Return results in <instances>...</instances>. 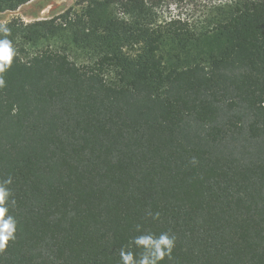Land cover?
<instances>
[{"label": "trees", "instance_id": "1", "mask_svg": "<svg viewBox=\"0 0 264 264\" xmlns=\"http://www.w3.org/2000/svg\"><path fill=\"white\" fill-rule=\"evenodd\" d=\"M82 1L5 22L0 264H264V0Z\"/></svg>", "mask_w": 264, "mask_h": 264}, {"label": "clouds", "instance_id": "2", "mask_svg": "<svg viewBox=\"0 0 264 264\" xmlns=\"http://www.w3.org/2000/svg\"><path fill=\"white\" fill-rule=\"evenodd\" d=\"M0 89L6 87L4 74L10 70L13 64L16 51L12 40L8 39L11 29L6 23L0 22ZM12 183V178L8 177L0 181V251L7 248L9 241L16 239L17 221L11 215H8V207L11 191L7 187ZM11 203H15L14 200ZM159 213H157V218ZM139 230V227L138 229ZM133 243L143 249L139 259L134 257L131 251L120 250L122 264H160L165 258H172V252L175 247L176 237L168 233H161L158 237L152 234L140 235L134 238Z\"/></svg>", "mask_w": 264, "mask_h": 264}, {"label": "rangeland", "instance_id": "3", "mask_svg": "<svg viewBox=\"0 0 264 264\" xmlns=\"http://www.w3.org/2000/svg\"><path fill=\"white\" fill-rule=\"evenodd\" d=\"M188 9L200 8L210 0H187ZM82 0H31L14 10L0 12V22H8L15 17L22 18L26 22L47 19L57 15L70 7H80Z\"/></svg>", "mask_w": 264, "mask_h": 264}]
</instances>
